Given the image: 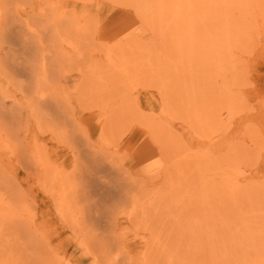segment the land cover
I'll use <instances>...</instances> for the list:
<instances>
[{"label": "rangeland", "instance_id": "374dc122", "mask_svg": "<svg viewBox=\"0 0 264 264\" xmlns=\"http://www.w3.org/2000/svg\"><path fill=\"white\" fill-rule=\"evenodd\" d=\"M51 11L70 15L79 28L74 38L58 39L62 57L74 67L59 85L73 120L68 137L60 138L42 132L44 127L30 116L14 73L38 46L40 14ZM73 39H80L82 47ZM0 58V114L20 111L16 142L27 157L23 163L14 152L6 119L0 117V176L12 180L11 194L21 190L13 213L36 259L44 264H123L132 257L138 262L149 234L120 211L109 217L107 212L119 204L112 188L138 186L153 194L168 186L175 194L169 201L173 233L181 214L194 213L217 235L235 234L236 242L241 237L251 246L243 250L226 237L230 252L219 247L218 264H247L253 255L264 264V0H0ZM83 58L95 75L85 82L95 88L84 105L78 95L83 75L75 69ZM72 140L83 150L86 166L77 165ZM93 159L102 166L92 167ZM69 179L75 189H68L67 199L79 225L76 232L58 210ZM158 213L163 215L161 205ZM203 254L211 263L209 246Z\"/></svg>", "mask_w": 264, "mask_h": 264}, {"label": "bare ground", "instance_id": "6f19581e", "mask_svg": "<svg viewBox=\"0 0 264 264\" xmlns=\"http://www.w3.org/2000/svg\"><path fill=\"white\" fill-rule=\"evenodd\" d=\"M51 12L52 13H50L47 16H44V15L42 16L40 14V16L44 17V19L42 18L43 23L42 24L40 23V26H38L39 32H40V39L38 42L35 41L37 43L36 45H38V46H35L32 49V51L29 53V55L27 57H25V60H27V61H25L26 63L22 64L18 69H15L16 72H14V73L16 76L15 75L14 76L17 77V79H18L16 84L17 83L19 84L18 85L19 90L22 92V98L27 103V110L30 112V116L35 120L36 124L39 127L45 128V129L43 128L42 132H48L49 131V132L53 133L55 136H57L58 138H60V137H68L69 130H68L67 125L70 121L72 122L73 120L71 118V114H69V111H68V107H69L68 100L67 101L63 100V99H65V97L64 98L62 97V88L59 87V85H60L62 78L67 76V74H69L73 70L74 67L72 66L73 63L69 62L68 60H66L65 58L62 57V47L59 45L58 39L60 40L61 38H59V37H63V36H68L70 38L71 37L74 38L73 33H74V31H76L79 28L76 26L75 23L72 22L73 18L71 19L70 15H69V17L68 16L64 17V16H58L57 12H55V11L54 12L51 11ZM39 21L41 22V20H39ZM36 22H38V21L36 20ZM16 24H17V22H16ZM16 24H14V25H16ZM8 25L9 24H6V26H8ZM8 27H6V28H8ZM36 31H38V30H36ZM13 33H14V31H13ZM77 34H78V32H76V35ZM75 37H77V36H75ZM20 38H22V37H20ZM80 39H73V40H75L76 43H78L80 45V47H82ZM9 40H12V39L10 38ZM3 41H4V39H3ZM71 41H72V39H71ZM44 43H46V44H44ZM87 44H89V43H87ZM1 46H3V45H1ZM109 55L111 56V54H109ZM14 57H16V56H14ZM0 60H1V58H0ZM7 60H9V59H7ZM114 60H116V59H114ZM6 62L7 61H5V63ZM116 63H114V64H116ZM7 64L9 65V62ZM11 64H12V62H11ZM0 66H1V63H0ZM13 66H15V65H13ZM119 66H120V63L116 67H119ZM112 67L114 68L115 65H113ZM5 68H6V66H5ZM75 69H77L83 75L82 78L84 81H83L82 87H80L81 89H80V92H78L79 93L78 95H79V103L81 104V101H82L83 105H84V104H87L90 102L91 91L95 88V87L94 88L92 87V89L90 90V88H91L90 86H89L90 88L85 87V82L87 80L89 83V81L91 80V76L93 77L95 75H93V73L91 72L92 70L90 69V64L88 63V61L85 58L80 60V63H78L76 65ZM118 69H120V68H118ZM98 77L101 78L100 76H98ZM93 80H94V78H93ZM96 80H99V79H96ZM100 80H102V79H100ZM91 85H93V83ZM106 88H108V87H106ZM8 90H9V87H8ZM104 90H105V88H104ZM10 91H12V89ZM110 96H112V95H110ZM113 98H115V97H113ZM113 101H114V99H113ZM6 104H8V102ZM103 104H104V102H103ZM0 117H3L6 119L5 126L7 127V131H8L7 134H10L11 139H13V141H14V143H13L14 152L17 153L21 162L24 163V160L27 161V157H25V153H24L23 149H21L22 147L20 145V142H16L17 141L16 138H17L18 134H20V131L22 129L21 125L19 124L20 111L16 110L14 112L7 113V115L4 114L2 116L0 114ZM2 121H4V120L2 119ZM2 121L0 120V123ZM201 122H203V121H201ZM81 127L82 126H80L79 128H81ZM42 128H41V130H42ZM191 129H193V128H191ZM84 130H85V128H84ZM81 132H80V134H82L83 136H86L85 135L86 133L84 134V132H82V133ZM4 134H6V133L4 132ZM72 142H73V140H72ZM71 145H72L73 153L76 156L75 157L76 162L79 160V163L77 165L81 166L84 164V166H86V164L83 162V160H81L83 158L81 151H83V150L79 149L74 142ZM43 146H45V145H43ZM89 148H91V147L89 146ZM97 152H95V153H97ZM112 154H111V156H112ZM103 155H105V154L103 153ZM102 157H104V156H102ZM39 160L42 161L41 159H39ZM89 163L92 164V167L93 166H96V167L102 166V165H99L97 163V160H95V159H93ZM89 163L87 162V164H89ZM91 164H90V166H91ZM78 166H75L74 168H77ZM87 168H89V166L85 167L86 170H88ZM98 169H100V168H98ZM105 169H106V166H105ZM76 170H80V169L78 168ZM107 170H109V168H107ZM103 171L100 170V172H103ZM200 173H198L199 176H200ZM86 174H88V173H86ZM98 174H99V172H98ZM66 175L68 176V174H66ZM66 175H65V177H66ZM127 176L130 177V174ZM202 178H204V176ZM9 179H11V178H9ZM89 179H87V180H89ZM85 180H83V182H85ZM11 181H7L3 175L0 176V264H44V263H42V261H39L38 259H36L35 249L27 244V231L25 230L24 226L22 224H20V221L16 218L15 213H13V209H14V206L16 205V201L19 200V199H17L18 198L17 194L21 193V190L17 189L18 193H16V191H15L14 193L11 194L10 193L11 190L10 191L8 190V185H9L8 182H11ZM61 181H63V180H61ZM66 181H64L63 192L61 193V198L59 199V202H60L59 207L60 208L58 207V210L67 219H69L70 228L76 232L77 226H79V225H78L77 220H76V218L72 212L73 209L71 206L72 204L70 203L71 201L69 202L67 199V193L69 192V190L74 191L75 189H74L73 183L70 181V179H69V181L68 180H66ZM81 181H82V179H81ZM170 181L171 180L169 179L167 185H169ZM201 181L206 182V180H203V179ZM70 182H71V184H70ZM137 182H139V181H137ZM203 182H200V183H203ZM62 185H63V183H62ZM89 185H90L89 187L91 188L92 184H89ZM142 185H145V184H142ZM199 185H201V184H199ZM139 186H141V185H139ZM204 186H205V184H204ZM204 186H201V187H204ZM71 187H73V188H71ZM149 189H151V188H149ZM167 189H168V186L167 187H160L156 190V192H153V194H149V190L146 189V191H148V194H147V192L145 193V191L143 190V187H138V186H137V188L136 187H129V188H123L122 190H118L116 187L112 188V190H113L112 192L114 194H116L118 197V203L119 204H118L115 211L113 210V209H115L114 207L109 211L107 210L109 217L111 216L110 212H112L111 218H114V217H116V215H114V214L118 213L120 211V213L124 214L126 216V218L129 221L133 222V224L136 227H139L141 230L142 229L145 230L149 234V238L147 241V248H146V251H144L145 254L142 256V259L135 263V260H133L132 257H129V258H127L128 260L126 261V263H124L125 260L124 261L122 260L123 264H218L217 259L215 260V257L217 256L218 251H220V249H218V248L222 247L224 249V251L225 250H226V252L229 251V250L227 251V247L225 244V239L228 236L222 232H221L222 235L221 234L217 235L214 231H211L208 228L202 226V224H201L202 222L200 221L199 217H196L197 215H195L194 213H191L190 215H187V214L185 215V213H184V216H182L183 214H181L180 221L176 227L177 233H173L174 230H171V228H170L171 227V221H172L171 218H173V217L170 218V216H173V214L171 211L172 206H171V203H169V201H171V199H170L171 194L173 197H175L174 196L175 194L172 192L170 193L169 190H167ZM204 189H205V187H204ZM71 191H70V193H71ZM98 193H100V192H98ZM150 193H151V191H150ZM6 194L8 196H6ZM147 195H150V196H147ZM185 195L188 198H190V196H191V194L189 192H188V194H185ZM71 196H74V194H71ZM87 196H85V197H87ZM98 197H99V195H98ZM201 197H200V199H201ZM101 199L99 201H101ZM198 201H200V200H198ZM160 205L163 209V215H162V213L161 214L158 213V207ZM85 206H87V205H85ZM97 212H98V210L97 211L93 210L92 211L93 216H96ZM100 212H102V211H100ZM180 213H182V212H180ZM86 215L87 214H85V217H86ZM88 217H89V215H88ZM183 217L186 220H184ZM186 217H188V218H186ZM81 218H83V217H81ZM82 220L84 222L87 219H85V220L82 219ZM103 220H105V219H103ZM178 220H179V217H178ZM190 220H192V221L190 222ZM184 221L185 222L187 221V222L185 223ZM89 222H91V221H89ZM189 224L192 226V229L188 226ZM91 225H93V224H91ZM184 225H186V226L184 227ZM194 225L195 226L198 225V227L196 229H193ZM107 226H109V225H107ZM111 227H112V225H111ZM108 229H110V228H108ZM114 229H116V228L114 227ZM166 229H168L169 231H167ZM95 230H96V228H95ZM136 230H137V228H136ZM165 230H166V232H165ZM105 231L107 232V228L105 229ZM235 231H236V229H235ZM92 234H95V233H91V235ZM119 236H121V235H119ZM102 237H100V238H102ZM113 237H111V238L113 239ZM236 237H237V235L230 234L228 238L230 240L233 239L235 244L241 243L239 246H242L243 250H246V249L248 251L252 250L251 246L248 243H246V242L244 243L243 241H240L241 237L239 239V242H236ZM86 239H88V238H86ZM83 242L86 243V241H83ZM95 242H97V241H95ZM247 242H248V240H247ZM89 243H91V242H89ZM193 243H194V245H193L194 247H193V250L191 251V249H192L191 245ZM92 244H94V243H92ZM252 244H253V242H252ZM96 245H94V246L96 247ZM206 246H209V248H210V254H209L210 258L209 259L212 260L211 263H207V261L204 260L205 255L203 254V252H204V249ZM93 247H92V249H93ZM99 252H102V250L101 251L99 250ZM107 252L108 251L106 249L105 254ZM243 252L245 253V251H243ZM243 252H241L242 255H243ZM117 254L118 253L114 254V256L111 257L112 261L114 260L113 261L114 263H115V261H117V259H116L118 257ZM99 255H100V253H99ZM222 255H221V257H222ZM247 256H249V255H247ZM253 256H255V255H253ZM253 256H252V259L248 258L249 261L247 260V264H258V263H256V260L253 259ZM102 257H105V256L102 255ZM243 257H244V255H243ZM241 259L243 260V258H240V260ZM136 261H137V259H136ZM107 263H109V262H107Z\"/></svg>", "mask_w": 264, "mask_h": 264}]
</instances>
